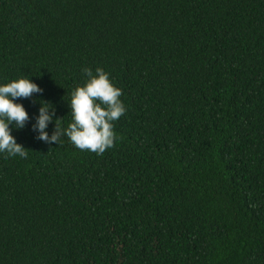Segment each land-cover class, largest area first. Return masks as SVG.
I'll return each mask as SVG.
<instances>
[{"label":"trees","instance_id":"16d2710c","mask_svg":"<svg viewBox=\"0 0 264 264\" xmlns=\"http://www.w3.org/2000/svg\"><path fill=\"white\" fill-rule=\"evenodd\" d=\"M98 67L113 146L36 139L39 100L67 127ZM21 77L44 91L17 101L27 159L0 153V264H264V0H0Z\"/></svg>","mask_w":264,"mask_h":264},{"label":"clouds","instance_id":"9594fccd","mask_svg":"<svg viewBox=\"0 0 264 264\" xmlns=\"http://www.w3.org/2000/svg\"><path fill=\"white\" fill-rule=\"evenodd\" d=\"M85 82L71 92V122L67 127H60L53 105L39 100L38 114L34 117L32 131L37 133L36 139L45 144H60L63 137L80 150H88L102 154L113 146L116 134L114 121L125 114L126 108L120 99L122 90L110 81L109 75L102 69L83 68ZM44 89L33 82L30 77L13 79L0 83V153L9 157L27 159L28 152L17 143L14 130H22L32 119L20 99L40 96ZM55 128L50 135L47 131L50 124Z\"/></svg>","mask_w":264,"mask_h":264}]
</instances>
